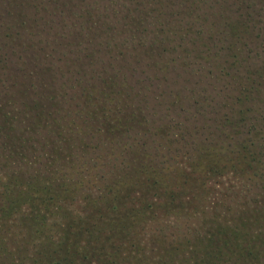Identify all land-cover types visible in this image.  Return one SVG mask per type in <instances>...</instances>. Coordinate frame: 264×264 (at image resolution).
<instances>
[{
    "label": "trees",
    "instance_id": "16d2710c",
    "mask_svg": "<svg viewBox=\"0 0 264 264\" xmlns=\"http://www.w3.org/2000/svg\"><path fill=\"white\" fill-rule=\"evenodd\" d=\"M152 1L157 3V8H165V0ZM143 2L148 3L150 0H0V23L6 29L5 45H8L12 56H17V70L22 75L10 86L17 90L16 95L24 97L17 105L18 115L23 117V129L19 128L21 134L17 139V133L14 132L0 154L12 158L18 150L15 155H26L28 149L25 147L24 135L30 129V132L37 133L44 140L41 141L44 142L41 143L43 146L50 140L54 141L50 164L57 163L56 159L68 152L65 158L72 162L74 168L88 162H93L94 167L105 162L114 165V175L121 171L109 181H105V176L102 177L104 180L98 187L102 188L98 195H83L84 206L89 212L82 216L63 205L76 199L77 186L68 188L64 185L53 190L44 181L32 182V179L26 178L25 183L16 186L21 191L13 193L9 189L0 193V224L20 225L19 217L14 215V205L21 203L26 206L22 218L26 222L29 238L25 243L39 247L36 251L38 256L30 259L34 264H93V256H101L106 252L107 246L102 241H109L110 238L102 237L105 232L117 229L120 225V233L123 234V225L136 226L157 208L182 211L190 205L185 199H191L194 204L192 207L197 206L198 199L206 200L214 178L233 173L232 168L238 177L245 176L251 182L259 170L258 148L249 149L248 137L242 138L239 147L233 148L232 153L228 152L227 159L217 156L221 151L209 150L202 156H196L197 159L188 166H162L168 159L173 160L174 155L164 151L170 147L159 139L163 136L161 121L168 114L161 113L151 105L150 82L153 81L158 64L163 61L158 59L162 52L167 48L173 51L183 39L155 34L159 43L146 41L142 32L141 35L136 34L138 25L143 23L138 21V17L146 15L145 19L149 14L147 7L146 10L139 7ZM130 3L134 4V8L132 12L128 7L131 17H127L129 19L126 21V16H120L118 7ZM120 20L124 21L120 23ZM178 26L181 28L182 25L179 23ZM117 28L128 30L121 32ZM172 31L167 28L163 32L171 34ZM247 40L243 43L246 49L248 44L253 43L254 36L248 34ZM212 41L211 38L191 39L194 46L204 47L215 44ZM162 44L166 47L156 50ZM245 52L241 49L237 56L242 55L244 60ZM41 62L42 67L38 65ZM181 75L176 73V79L172 82ZM246 78L253 90L259 92L264 89V75L252 73ZM163 79L170 86L171 77L167 75ZM184 80L188 83L184 82L182 89V85L175 82L177 88L170 86L166 92L185 91L186 99L192 100L195 111H199L204 106L201 91H206L208 87L197 85L203 84L201 80ZM209 93L213 91L206 96ZM247 94L244 92L243 97L239 95L236 99L248 102L250 99ZM170 96L164 95L165 102L160 101L159 105H165V109H168L174 102ZM185 103L191 104L189 101ZM261 108L255 109L259 115ZM251 109L247 106V110ZM259 118L256 116V120ZM171 119L175 120V117ZM213 120L219 125L224 119L215 117ZM13 127V124L8 126L11 129ZM178 134L175 133L176 136ZM180 137H184L182 132ZM168 143L172 145L170 140ZM194 148L201 151L196 145ZM253 161L258 164L253 165ZM15 180L22 182L20 177ZM76 182L80 187L89 183V180L83 177ZM56 211L67 220L61 241L53 239L54 228L46 226L45 216L54 215ZM255 212L259 216L262 214L258 210ZM248 217L240 218L244 227L247 224L253 226ZM114 224L118 225L114 227ZM224 228L220 227L222 231ZM237 231L239 229L234 228V233ZM94 235L96 238L93 241ZM193 236L197 238L199 231L195 230ZM36 237H39L37 241L34 240ZM87 238L90 242L82 245ZM183 239L185 243H191L188 238ZM202 240H206L209 245L205 248L208 256L213 260L220 256L219 260L223 261L211 259L209 264H241L249 257L238 256L239 251L248 249L250 254L257 249H251L254 246L251 243H248L250 248L244 247L243 241H239L232 248L229 244L226 253H218V249H223H212L213 237H199L197 243ZM115 244L113 247L118 254L120 245ZM258 250L264 256V250ZM221 255L225 258L221 259Z\"/></svg>",
    "mask_w": 264,
    "mask_h": 264
},
{
    "label": "rangeland",
    "instance_id": "374dc122",
    "mask_svg": "<svg viewBox=\"0 0 264 264\" xmlns=\"http://www.w3.org/2000/svg\"><path fill=\"white\" fill-rule=\"evenodd\" d=\"M143 4L139 5L140 9L146 10L147 7L149 14L145 19L146 15L138 17V21L143 23L138 25L136 34L144 33L146 41L159 42L158 36L166 34L175 39L179 37L183 39L173 51L167 48L162 52L158 59H163L164 62L158 64L153 81L150 82L151 105L161 113L168 114V117L161 121L163 136L159 139L170 147L164 151L174 155L173 160L167 158L162 166L165 168L174 165L188 166L191 161L197 159L196 156L199 154L202 156L209 150H219L221 153L217 156L227 159L228 152L232 153L233 148L239 147L240 140L248 137L249 149L258 148L257 161L260 167L255 172L253 182L250 178L247 180L245 176L238 177L234 168L231 169L233 173L214 178L206 200L201 196L202 200L198 199V205L193 206L195 208L191 206L194 205L191 199H185L190 205L182 211L176 208L168 211L157 208L152 214L150 213L151 215H146L138 225H123L125 226L123 234L120 233V225L114 224V227L118 225L117 229L105 232L102 236L110 238L109 241H102L103 245L107 246L105 254L93 256L91 261L93 264H209L212 259L222 263L223 261L219 260L220 256L216 260L208 256L205 248L209 245L206 240L197 243L199 237L201 239L213 237L212 249L218 247L223 249H218V253H226L229 244L232 248L234 243L239 241H243L244 247H249L248 243L254 244L251 249L257 248L255 252L248 254L249 250L243 249L237 253L238 256L249 257L241 264H264V256L258 250L260 248L264 250V89L259 92L253 90L250 81L246 78L252 73L264 75V0H165L164 9L157 8V3L152 0ZM133 6L134 4L130 3L118 7L120 16H126L124 20L128 21L127 17H131L128 7L133 12ZM141 19L143 21H140ZM124 20H120V23ZM179 23L182 25L181 28L178 26ZM167 28L174 32L172 31L171 34L163 32ZM5 30L4 25L0 23V151L14 132L17 133V139L19 138L21 134L19 128L23 126V117L21 114L18 115L17 105L24 97L16 95L17 90L10 86L11 82L21 78L22 75L17 70V56H12L8 45H5ZM123 30L128 29H118L121 32ZM248 34L254 36V41L248 44L246 49L243 43L247 40ZM200 38H211L215 44L204 47V45L194 46L191 43V39ZM161 47L166 45L162 44L156 47V50ZM241 49L246 51L244 60L242 55L237 56ZM38 65L42 67L43 63ZM176 73L182 75L172 82L176 79ZM167 75L171 77L170 86L175 89L177 88L175 82L182 85L180 86L182 89L183 83L186 82L184 79L201 80L203 84L197 85L208 87L206 91H201L203 108L195 111L192 100L186 99V92L183 90L179 93L166 92L170 89L166 79L165 81L163 79ZM208 92L212 94L206 96ZM244 92L248 93L250 100L239 102L236 97L239 95L243 97ZM214 94L219 95L214 96ZM164 95L173 97L174 102L168 109H165V105H159L160 101L165 102ZM186 101L191 104L187 105ZM218 102L221 104L217 105ZM247 106L252 108L251 111L247 110ZM260 107L262 108L259 115L255 109ZM256 116L261 118L256 120ZM171 117H175V120ZM215 117L224 120L217 125L218 122L213 120ZM12 124L14 127L8 128ZM52 124L55 125L54 122ZM155 125L157 126L158 123ZM181 132L184 137H180ZM175 133H179L178 136ZM24 137L25 147L28 149L26 155H15L18 150L12 158L0 154V193L9 189L13 193L21 191L16 186L25 183L26 178L32 179V182L44 181L53 190L58 186L65 185L68 188L77 186L76 199L68 203L64 202L63 205L82 216L89 212L84 206L83 195L85 193L98 195L102 189L98 188L104 180L102 177L105 176V181H109L121 174L120 171L114 175L115 173L112 172L114 165L105 162L99 163L96 167L93 166V162H88L82 167L74 168L71 166L72 162L65 158L68 152L58 157L57 163L50 164L49 160L54 154L51 149L55 144L54 141L50 140L43 146L41 143L44 142L41 141L44 140L37 133L30 132V129ZM169 140L172 145L168 143ZM195 145L200 147L201 151L194 148ZM257 164L253 161V165ZM18 177L22 182H16L15 178ZM83 177L89 180V183L78 187L76 181ZM38 186L41 185L38 183ZM14 207V215L19 217L18 222L21 223L18 226H11V223L10 226L0 224V264H34L30 259L38 256L36 251L38 252L39 247L25 243L29 238L25 228L26 222L22 218L26 213V206L18 203ZM255 210L262 214L259 216ZM247 216L249 223L253 224L252 227L247 223V227L241 224L240 218ZM45 217L46 226L54 228L53 239L61 241L67 220L58 215L57 211L54 215L47 214ZM223 226L225 228L222 231L220 227ZM234 228L239 231L234 233ZM192 229L199 231L197 238L196 236L193 238L195 230ZM97 235L102 234L97 233ZM92 237L94 241L95 235ZM184 237L191 243H185ZM38 238L34 240L37 241ZM89 242L87 238L82 245ZM113 244L120 245L118 254ZM224 258V255H221V259Z\"/></svg>",
    "mask_w": 264,
    "mask_h": 264
}]
</instances>
